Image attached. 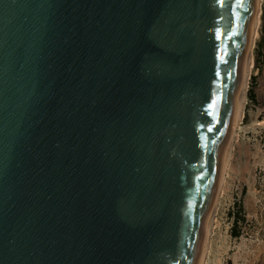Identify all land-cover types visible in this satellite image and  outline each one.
Wrapping results in <instances>:
<instances>
[{
  "label": "water",
  "instance_id": "1",
  "mask_svg": "<svg viewBox=\"0 0 264 264\" xmlns=\"http://www.w3.org/2000/svg\"><path fill=\"white\" fill-rule=\"evenodd\" d=\"M255 0H0V264H199Z\"/></svg>",
  "mask_w": 264,
  "mask_h": 264
},
{
  "label": "rangeland",
  "instance_id": "2",
  "mask_svg": "<svg viewBox=\"0 0 264 264\" xmlns=\"http://www.w3.org/2000/svg\"><path fill=\"white\" fill-rule=\"evenodd\" d=\"M228 188L220 199L207 264H264V0Z\"/></svg>",
  "mask_w": 264,
  "mask_h": 264
},
{
  "label": "bare ground",
  "instance_id": "3",
  "mask_svg": "<svg viewBox=\"0 0 264 264\" xmlns=\"http://www.w3.org/2000/svg\"><path fill=\"white\" fill-rule=\"evenodd\" d=\"M260 15H261V0H255L229 140L227 144V149L223 161V166H222L213 206L208 220V225L205 233L199 264H207L211 238L217 226V214H218L220 199L222 196H224L228 188V182L230 178V172H231L232 160H233L232 159L233 142L237 136L235 131L236 128H239L243 120L244 109L246 104V92H247L248 82L251 76L252 68L254 65V48L258 34Z\"/></svg>",
  "mask_w": 264,
  "mask_h": 264
}]
</instances>
